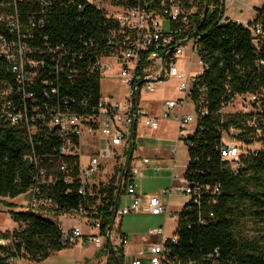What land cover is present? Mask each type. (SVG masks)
<instances>
[{"label":"trees","instance_id":"trees-1","mask_svg":"<svg viewBox=\"0 0 264 264\" xmlns=\"http://www.w3.org/2000/svg\"><path fill=\"white\" fill-rule=\"evenodd\" d=\"M80 4L83 0L18 1L23 29L29 34L23 40L32 49L28 58L38 68L34 84L27 89L35 97L23 101L17 96L10 63L0 56V87L8 84L15 90L11 97L14 107L0 105V202L25 195L33 186L34 166L25 157L35 151L37 156L47 155L40 166L47 169V178L51 175L56 179L42 188L59 211L80 205L96 207L101 200L99 212H106L110 206L112 186L101 190L102 196L92 197L79 194L77 181L64 182L59 167L62 162H70L71 157L60 154L62 139L55 130H48V119L44 122L45 117H41L52 112L53 107L92 112L101 98V75L94 63L105 51L103 17L91 6L80 10ZM30 17L42 20L44 25L33 26ZM257 24L262 34L256 38L250 28ZM0 34L10 37L5 25L0 24ZM199 44V54L208 68L199 76L197 86L205 88L208 115L198 119L196 129L186 139L189 162L185 180L191 186L209 190H203L200 204L188 201L184 205L175 230L176 242L167 244V262L264 264L263 237L251 238L243 230L244 221H264V150L250 148L256 142L264 146V6L248 27L236 22L219 24L214 17H208L201 28ZM53 89L57 93H52ZM195 93L198 99L197 90ZM238 95H254L257 100L248 109L224 115L222 110ZM24 111L31 126L42 134L34 137L33 143L27 124L12 125L7 117L8 112ZM231 130L238 133L235 139L245 147L235 161L224 160L220 152L223 135ZM105 192L107 196L103 198ZM8 207L11 220L19 228L12 232L0 230V240L11 241L10 245L0 244V264H14L21 258L41 262L68 248L62 242L58 221L34 212L16 211L13 203ZM109 221L107 215L105 223ZM118 251L120 258L111 256L107 264H121L123 248Z\"/></svg>","mask_w":264,"mask_h":264},{"label":"built area","instance_id":"built-area-1","mask_svg":"<svg viewBox=\"0 0 264 264\" xmlns=\"http://www.w3.org/2000/svg\"><path fill=\"white\" fill-rule=\"evenodd\" d=\"M18 1H0V24L5 25L10 36L8 38L0 34V56L10 63L9 71L17 83V96L26 101L35 97L33 93H28L27 89L35 82V69L38 64L28 58L32 49L23 40L29 34L23 29ZM229 1L83 0V4H80V10H83L84 6H91L103 17L105 51L98 55L94 63V68L101 75V98L92 112L78 113L53 107L52 112H47V116L43 114L41 117H45L44 122L48 119V130H55L57 136L62 139L60 154L71 157L70 162H62L59 167L64 182L73 184L77 181L79 194L92 197L102 196L100 191H107L112 186L110 206L106 212H99L98 207L103 201L101 200L96 207L87 208L80 205L75 209L59 211V206L46 196L42 188L56 179L51 175L47 178V169L40 166L42 157L47 155L37 156L35 151L25 157L29 165L34 166L31 172L35 183L23 195L29 197L22 203L24 211L49 217L59 223L60 217L82 219L81 224L88 231L75 225L63 228L60 223L62 242L65 246L91 244L96 249L107 252L109 257L117 258V249L127 246L130 239L129 235L120 229V221L125 216L138 213L164 215L165 224L149 232L151 236L159 237L152 248L151 257L148 260L133 259L131 264H170L167 262V244L175 243L176 238L166 237V226L171 214V218L177 222L179 215L176 212L171 213L169 201L167 204L162 202L158 195L146 199L145 195L137 192L136 180L143 176L144 170L152 167L151 159L138 153L137 124L144 119L146 126L155 131L160 128L161 121L175 122L178 125V138L172 153L176 162L181 142L186 144L187 137L191 135L188 126L196 123L197 127L198 119L208 115L204 105L205 88L197 86L199 76L208 68L199 54L201 28L210 16L219 24L233 22L227 15ZM41 4L46 5L45 2ZM30 22L33 26L44 25L42 20L37 22L33 17H30ZM243 25L248 27L249 22ZM250 29L256 38L262 34L259 24ZM195 58L199 59L197 64ZM182 60L188 61V72L181 71L178 67ZM114 67L117 68L118 77L127 90L121 99L102 95L104 75ZM195 67L200 69L197 74L193 71ZM173 79L180 83L178 92L181 97L176 101L164 103V113L160 118L149 115L145 102L159 91L160 85H165ZM196 90L198 99L195 98ZM14 93L15 90L8 84L0 87V105L4 103L5 108L12 109L14 104L11 97ZM52 93L57 91L53 89ZM237 97L248 107L257 100L254 95L235 96ZM189 104L194 106L196 117L186 113ZM176 109L179 111L176 112ZM7 117L12 125L22 122L27 124L32 143L34 137L42 135L37 127L31 126L27 111L8 112ZM220 152L224 160H239L242 154L241 145L223 140ZM152 168L155 171L161 170L159 165ZM176 178L173 174L172 180ZM185 185L178 187V190L196 205L200 204L203 190H209V187L191 186L186 180ZM216 191L218 190L215 189ZM163 194L170 200L174 195V187L164 190ZM106 196L105 192L103 198ZM107 215L110 216V221L105 223ZM15 225L14 230L19 228L17 223ZM0 244L10 245L11 241L1 239ZM121 254L123 257V252Z\"/></svg>","mask_w":264,"mask_h":264},{"label":"rangeland","instance_id":"rangeland-1","mask_svg":"<svg viewBox=\"0 0 264 264\" xmlns=\"http://www.w3.org/2000/svg\"><path fill=\"white\" fill-rule=\"evenodd\" d=\"M264 6V0H230L227 7V15L231 18L233 22L236 23H248L252 21L257 16V10L261 9ZM199 59L195 58V63L197 64ZM188 61L182 60L179 62L178 67L181 71L188 72ZM194 74L199 73L200 69L195 67L193 70ZM179 82L176 80H171L167 84H162L159 86V91L152 98H156L160 102L158 104L167 103L170 101L178 100L181 95L178 92ZM127 93L126 88L122 85L119 77L118 70L116 67L111 69L107 74L104 75L102 80V95L103 97L114 96L116 98H123ZM242 100L235 98V100L225 107L222 110L224 115L233 114L241 112L243 109H248ZM179 109H176V112ZM187 114H192L197 116V112L194 110V106L189 104L187 106ZM196 123H191L188 126V131L190 132ZM144 125L140 124L139 135L137 139V146L149 152L152 149H158L164 152L160 159L155 160L156 163L163 166L164 169L162 172H155L152 170H146L145 177L136 180L137 191L145 195L146 199L158 195L162 202L170 204L171 213L182 212L184 205L189 201V199L183 195V193L178 190V187L186 186L184 183L177 181V186L174 190L173 197L168 200V197L163 194V190L170 187V167L174 165V157L171 156L170 150L176 143L177 134V125L175 122H165L162 123L161 129L159 132H156L152 135L150 132L146 131ZM238 133L235 130H231L229 133L223 135L226 142L238 143L235 139ZM158 138H163L164 143L160 142ZM166 141V142H165ZM239 144V143H238ZM252 150H264V146L256 142L250 146ZM245 147H241L242 152ZM249 150V149H248ZM151 155V154H150ZM165 155V156H164ZM189 162V154L186 144L182 141L179 146V153L177 155V168L176 173L180 176V180L184 181L185 169ZM26 198L21 196L17 200L10 198H4L0 202V230L2 232H12L16 225L11 220L10 212L11 209L8 207L9 203L17 205L16 211L24 209L22 205L23 201ZM59 216V215H57ZM172 217V214L170 215ZM169 218L166 226V237L172 238L175 236V230L177 228L178 222L173 218ZM55 218V216H54ZM82 219L63 217L60 220V223L63 224V228L69 227L71 225L79 226L84 231L88 229L81 224ZM85 224V222L83 221ZM165 224V216H151L145 214H135L128 215L122 219V231L129 235V243L124 247V254L126 261L121 257L122 264H131L133 259H143L148 260L151 257L152 248L155 246V243L158 241V236H151L149 234L151 229H156ZM243 230L251 238H261L263 241L261 244L264 246V221L252 222L244 221ZM119 249V248H118ZM117 249V250H118ZM107 252H102V249H96L94 246H83L78 245L76 247H68L58 252L53 253L47 260L41 262H32L27 259L21 258L13 261L14 264H107L109 260ZM117 258H120L118 253ZM122 256V254H121Z\"/></svg>","mask_w":264,"mask_h":264},{"label":"crops","instance_id":"crops-1","mask_svg":"<svg viewBox=\"0 0 264 264\" xmlns=\"http://www.w3.org/2000/svg\"><path fill=\"white\" fill-rule=\"evenodd\" d=\"M250 22V21H249ZM244 24V23H243ZM158 93V92H157ZM153 97H154V95H153ZM160 101L159 100H157L156 98H152V97H149L148 99H147V102H145V107L147 108V110H148V114L149 115H151V116H153V117H156V118H160L161 117V115L164 113V112H162V110H163V105H164V103L163 104H158ZM189 115H192V114H189ZM165 122H171V121H161L160 122V128L158 129V130H151L150 128H148L147 126H146V124H145V120L143 119V120H141L138 124H137V139H138V135H139V127H140V124L142 125H144L143 127L144 128H146V131H148V132H150L152 135H154L156 132H159L160 131V129H161V126H162V123H165ZM177 125V124H176ZM196 129V124H195V127L190 131L191 132V134L193 133V131ZM177 134H178V125H177ZM140 138H141V136H140ZM139 138V139H140ZM177 138H178V136H176V141H177ZM138 139V140H139ZM158 140L160 141V142H162V144L164 143V139L163 138H158ZM166 142V141H165ZM136 145H137V140H136ZM175 146H173L172 147V149L170 150V152H171V156H173L174 157V155H173V153H172V150H173V148H175L176 147V143L174 144ZM137 150H138V153L140 154V155H142V156H145V157H148V158H150L151 159V161H152V167L153 166H156V165H159L160 167H161V170L160 171H157V172H162L164 169H166V168H164L163 166H161L160 164H158V163H156L155 162V160H158V159H160L161 158V156L164 154V152H162L161 150H158L157 148L156 149H152V150H150L149 152H147V150H145V149H142L141 147H138L137 146ZM188 150V149H187ZM178 153H179V150H178ZM151 154V155H150ZM178 155V154H177ZM165 156V155H164ZM149 168V169H146V170H152V171H155L153 168ZM176 168H177V157H176V162H175V157H174V165L172 166V167H170V168H168V169H170V171H172V174L170 175V187L172 186V187H174V190H175V187L177 186V181H180V183H184L185 184V180L184 181H181L180 180V176H178V174L176 173ZM146 170H144L143 171V176L141 177V178H144L145 177V172H146ZM186 170V169H185ZM156 172V171H155ZM173 174H175L176 176H177V178L176 179H174V180H172V177H173ZM184 179H185V173H184ZM169 187V188H170ZM168 189V188H167ZM166 190V189H165ZM164 191V190H163ZM162 191V192H163ZM138 192V191H137ZM139 193V192H138ZM141 194V193H140ZM23 196V195H22ZM21 196H19V197H17V198H15V199H13V200H17L18 198H20ZM25 198H28L29 196H24ZM24 202V201H23ZM61 218H63V217H60V219ZM14 223V222H13ZM120 223H122V221H120ZM15 224V223H14ZM120 229H121V226H120ZM90 246H93V245H91V244H89ZM94 248H95V246H94ZM103 252V251H102ZM123 254H124V248H123ZM124 256H125V254H124ZM125 261H126V258L124 259ZM127 262V261H126Z\"/></svg>","mask_w":264,"mask_h":264}]
</instances>
